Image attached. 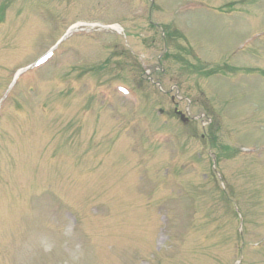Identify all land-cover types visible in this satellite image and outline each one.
I'll return each instance as SVG.
<instances>
[{
	"label": "rangeland",
	"instance_id": "obj_1",
	"mask_svg": "<svg viewBox=\"0 0 264 264\" xmlns=\"http://www.w3.org/2000/svg\"><path fill=\"white\" fill-rule=\"evenodd\" d=\"M0 264H264V0H0Z\"/></svg>",
	"mask_w": 264,
	"mask_h": 264
},
{
	"label": "flooded vegetation",
	"instance_id": "obj_2",
	"mask_svg": "<svg viewBox=\"0 0 264 264\" xmlns=\"http://www.w3.org/2000/svg\"><path fill=\"white\" fill-rule=\"evenodd\" d=\"M178 111H179V110H178L177 108H175V112L178 113ZM178 114H179V116L182 118V114H181V113H178ZM187 120H188V118L186 119V121H187Z\"/></svg>",
	"mask_w": 264,
	"mask_h": 264
},
{
	"label": "bare ground",
	"instance_id": "obj_3",
	"mask_svg": "<svg viewBox=\"0 0 264 264\" xmlns=\"http://www.w3.org/2000/svg\"><path fill=\"white\" fill-rule=\"evenodd\" d=\"M81 25H83L82 23H79V24H77L76 26H81ZM115 28H116V26H114Z\"/></svg>",
	"mask_w": 264,
	"mask_h": 264
},
{
	"label": "water",
	"instance_id": "obj_4",
	"mask_svg": "<svg viewBox=\"0 0 264 264\" xmlns=\"http://www.w3.org/2000/svg\"><path fill=\"white\" fill-rule=\"evenodd\" d=\"M183 119H184V117H183Z\"/></svg>",
	"mask_w": 264,
	"mask_h": 264
}]
</instances>
